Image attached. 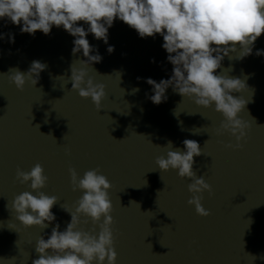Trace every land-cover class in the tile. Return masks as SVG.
Here are the masks:
<instances>
[{"label": "water", "instance_id": "95a60500", "mask_svg": "<svg viewBox=\"0 0 264 264\" xmlns=\"http://www.w3.org/2000/svg\"><path fill=\"white\" fill-rule=\"evenodd\" d=\"M79 26L87 29L83 22ZM0 33L15 34V43L6 35L0 40V264H32L39 258L40 236L47 239L56 223L60 231L66 229L71 215L61 205L74 211L83 194L72 190L70 167L81 177L98 167L112 185L116 264H264L259 258L264 255V55L255 54L264 50V34L252 55L243 60L225 56L217 70L247 78L248 89L233 95L249 101L239 115L251 127L243 147L232 149L225 145L235 144L234 137L215 133L224 118L214 106L199 107L171 87L159 105L148 98L153 93L147 78L159 82L172 75L161 35L140 38L116 19L107 45L91 33L86 37L103 59L85 68L77 60L86 58L82 52L72 54L74 37L62 27L32 36L0 20ZM108 45L115 48L111 54ZM33 61L46 69L35 86L27 81L23 91L17 90L3 74L10 68L27 72ZM73 61L105 85L99 113L90 98L70 91ZM134 88L139 91L133 93ZM185 139L197 141L205 154L194 157L193 168L213 189L212 195L203 194L202 204L211 212L207 217L187 204L191 180L176 170L160 171L155 163L166 156L168 141L184 151ZM36 163L48 176L42 191L59 198L52 208L56 220L43 230L25 228L6 207L16 195L32 191L15 179L17 168L30 171ZM86 219L81 217L79 227L91 231L94 226Z\"/></svg>", "mask_w": 264, "mask_h": 264}, {"label": "clouds", "instance_id": "9594fccd", "mask_svg": "<svg viewBox=\"0 0 264 264\" xmlns=\"http://www.w3.org/2000/svg\"><path fill=\"white\" fill-rule=\"evenodd\" d=\"M116 19L134 29L140 38H155L157 34L163 37L162 47L173 65L172 75L159 82L146 79L153 93L148 97L151 102L156 105L165 102L166 90L171 87L174 93L191 99L199 107L214 106L224 118L215 128L216 135L227 133L235 138V144L228 143L226 148H242L241 141L245 140L251 125L239 114L249 101L233 93L248 89L247 78L230 77L231 69L219 74L217 70L221 69L225 56L230 60H243L252 55L256 40L264 34V0H0V20L5 21V26L8 23L20 26L21 34L35 36L40 31L49 35L53 26L62 27L74 37L72 54L82 52L86 58L77 60L85 68L103 59L86 37L91 33L107 45L109 28ZM80 22L87 25V29L79 26ZM5 35L9 43H15L13 33H0V40ZM114 50V46L108 45L109 54ZM230 53L238 54L233 57ZM255 54L264 55V50H257ZM74 62L70 65L71 75L67 76L72 85L70 91L78 92L81 98H90L99 113L107 96L105 85L95 82L85 68L74 67ZM46 67L40 61H33L27 72L10 68L3 75L8 76L17 90L23 91L27 81L33 86L38 83ZM138 91V88L133 89V93ZM174 115L179 114L175 111ZM182 143L184 151L174 149L168 141L166 156H158L155 163L160 171L176 170L180 178L191 180L187 185L191 193L187 204L194 206L197 215L207 217L211 212L202 204L203 194L212 195L213 189L193 168L194 157L200 156L203 150L195 140L185 139ZM68 171L72 190L83 194L76 201L74 211L61 205L71 215V220L64 231H60L56 223L47 239L40 236L35 246L39 258L32 264H116L110 181L98 167L87 170L82 177L74 168ZM15 179L32 191H24L8 201L9 212L14 211L25 228H48L56 220L52 208L59 198L42 191L48 182L43 166L36 163L30 171L18 167ZM81 217L87 218L84 223L91 220L94 226L91 231L79 227ZM259 258L264 259V255Z\"/></svg>", "mask_w": 264, "mask_h": 264}]
</instances>
